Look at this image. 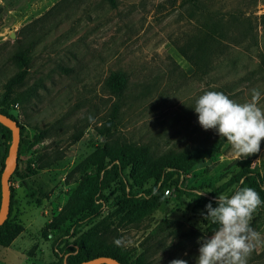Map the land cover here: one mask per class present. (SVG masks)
I'll list each match as a JSON object with an SVG mask.
<instances>
[{
  "label": "rangeland",
  "instance_id": "rangeland-1",
  "mask_svg": "<svg viewBox=\"0 0 264 264\" xmlns=\"http://www.w3.org/2000/svg\"><path fill=\"white\" fill-rule=\"evenodd\" d=\"M207 21L216 22L224 34L209 37ZM20 46L29 50L28 73L3 107L20 127L19 174L9 181L10 218L24 230L8 246L0 245V264L59 263L52 243L68 224L89 231L96 244L119 242L133 264H169L175 258L195 264L197 238L218 227L203 219L205 203L195 193L210 191L202 196L212 199L230 195L242 170L261 172L264 138L259 152L243 158L225 141L186 172L185 190L161 195L142 216L117 211L122 194L113 182L103 189L107 207L97 216L66 221L49 230L47 239L41 230L69 203L76 187L87 186L102 141L144 146L159 163L219 137L198 125L191 108L203 91H219L241 103L249 100L252 88L264 93V0H0V97L16 73L12 54ZM115 71L127 76L119 98L106 86ZM116 102L114 125L101 135L98 128ZM8 141L0 133V167ZM120 180L130 192L151 187L154 178L136 183L126 169ZM249 224L261 242L247 264H264V204ZM182 227L194 234L185 238Z\"/></svg>",
  "mask_w": 264,
  "mask_h": 264
},
{
  "label": "trees",
  "instance_id": "trees-1",
  "mask_svg": "<svg viewBox=\"0 0 264 264\" xmlns=\"http://www.w3.org/2000/svg\"><path fill=\"white\" fill-rule=\"evenodd\" d=\"M108 1L111 3L114 2V0ZM205 30L209 37L214 35L220 36L224 34L218 24L214 21H207L205 23ZM176 49L180 55H182L195 67V69H197V64L185 49L177 45ZM28 53L29 50L21 46L13 52L12 59L17 66V70L16 73L4 83V89L0 97V112L13 119H15L14 116L3 107V103L10 98L11 94L15 91V88L25 79L28 73L27 67L30 59ZM126 82L127 76L123 72L115 71L108 76L106 80V86L110 93L116 95L119 98L123 93ZM118 106L119 104L116 102L104 127L98 128L101 135L107 136L109 129L114 125V119L117 115ZM0 133L5 140H10V130L2 124H0ZM225 141L226 139L218 137L205 148L179 151L170 155L159 163H156L149 158V153L144 146L133 145L127 142L120 144H109L106 140L102 141L100 146L96 149L94 158L92 159V164L95 165V170L92 177L89 176L90 180L87 184H85L87 186L83 188H75V190L72 192L69 203L62 207L60 213L53 217L51 222L44 225L43 229L41 230L42 236L47 239L50 234L49 230L59 227L60 224L62 225V223H65L66 221H74L76 224L77 220H88L97 216L98 210L100 209V204L96 202V199L99 197L102 200L104 199L103 201L105 202V200H107V196L103 192V189L107 188L113 182H117V184L121 187L120 190L122 199L117 207L118 212L125 211L126 215L131 218H136L150 212L155 208L160 196L164 194L163 188L169 187V185L173 184V189L177 191L185 190L182 186L179 172L186 174L190 168L203 161L205 157H210L216 154ZM8 145L9 141L5 144L4 153L1 157L0 174L3 168V161L7 153ZM19 160L20 155L18 154L17 161ZM115 160H117L119 163V169L115 167L114 164H112ZM108 164L110 165L109 167H107ZM167 167H171L174 170L166 171L164 173L163 169ZM261 167V172H259L257 169L250 168L242 170L236 175L235 181L238 182L239 179H241V181L236 186L251 187L257 191L261 200H264V158L261 161ZM40 168H43V165H41ZM126 169H128V175L130 178H132L136 183H140L146 178H154L151 186L153 188L156 186V183L159 181V179L163 177L161 188L154 190L148 198L134 197L131 192L125 191L124 185L120 180ZM30 172L34 173V170L30 169ZM17 174H19V172L18 168L16 167L9 177V181L14 175ZM19 176L22 177L23 175ZM9 187V211L7 218L0 225L1 246H8L12 240L24 229L22 223L10 218L12 187ZM151 187L145 190L147 192L151 191ZM198 198H200L205 204L209 201H213V207H215V201L212 198H206L202 195ZM68 226L69 224L67 227H65L61 236L52 243L54 248L57 244V241H60L69 232V230L73 228V232L71 234L73 240L69 241V238H63L65 242L60 248L61 253L64 249L68 251L66 257L67 264H74L99 255H106L115 258L121 264H133L130 259L129 251L125 249L119 242L111 241L96 244L95 241L92 240L89 231H79V227H76L78 224H72L69 227ZM216 226L218 225L211 223L212 228H215ZM181 230L184 232L183 235L185 238L194 234V230L189 227H182ZM69 243L71 246H69ZM55 254L59 258V263L57 264H63L62 256L56 252Z\"/></svg>",
  "mask_w": 264,
  "mask_h": 264
},
{
  "label": "clouds",
  "instance_id": "clouds-1",
  "mask_svg": "<svg viewBox=\"0 0 264 264\" xmlns=\"http://www.w3.org/2000/svg\"><path fill=\"white\" fill-rule=\"evenodd\" d=\"M191 108L198 125L226 139L238 158L260 151L264 138V93L259 89H250V98L243 103L222 92L205 90L195 98ZM207 192L210 191H197L195 195L199 197ZM213 200L215 207L209 201L201 216L218 227L210 235L197 238L195 264H247L249 255L261 242L260 234L250 226L249 220L264 200L255 189L241 186H236L230 195L217 194ZM169 264H188V261L175 258Z\"/></svg>",
  "mask_w": 264,
  "mask_h": 264
},
{
  "label": "water",
  "instance_id": "water-1",
  "mask_svg": "<svg viewBox=\"0 0 264 264\" xmlns=\"http://www.w3.org/2000/svg\"><path fill=\"white\" fill-rule=\"evenodd\" d=\"M0 124L10 130V141L7 153L3 161V168L0 174V225L5 221L9 211L10 183L9 177L17 165V151L20 141V127L16 119L0 112ZM63 264H67L65 261ZM74 264H121L115 258L99 255Z\"/></svg>",
  "mask_w": 264,
  "mask_h": 264
},
{
  "label": "built area",
  "instance_id": "built-area-1",
  "mask_svg": "<svg viewBox=\"0 0 264 264\" xmlns=\"http://www.w3.org/2000/svg\"><path fill=\"white\" fill-rule=\"evenodd\" d=\"M112 164H114L115 167H117V168L119 169V163H118L117 160H115ZM109 166H110V165L108 164L107 167H109ZM165 172H166V171H165ZM165 172H164V173H165ZM100 175H101V173H100ZM184 175H185V174L179 172L180 180H182V178H183ZM100 178H101V177H100ZM162 178H163V177H161V178L159 179V181L156 183V186H155L154 188L151 187V191H148V192H147V191L145 190V189L147 188V187H146V188L130 189V192H131L132 195H133L134 197H136V198H148V197L152 194V192H153L154 190H156V189H158V188H161ZM125 188H126V190H127V192H128V191H129V187H128V185H127L126 183H125ZM172 190H173V188L165 187V188H163V193H164L165 195H168V194H170V193L172 192ZM96 202L100 204V209H101L102 211H104V210L106 209L107 206L105 205V203L102 201L101 198L97 197ZM72 232H73V228H71V229L69 230V232H68L63 238H69V241L73 240V237H71ZM64 242H65L64 240L57 241V244H56V246L53 248V250H54L56 253L60 254V253H61V252H60V248L63 246ZM69 246H71L70 243H69ZM67 254H68V251H66L65 249H64V250L62 251V253L60 254V256H62V260H63V262H64V261L66 262Z\"/></svg>",
  "mask_w": 264,
  "mask_h": 264
},
{
  "label": "crops",
  "instance_id": "crops-1",
  "mask_svg": "<svg viewBox=\"0 0 264 264\" xmlns=\"http://www.w3.org/2000/svg\"><path fill=\"white\" fill-rule=\"evenodd\" d=\"M23 230H24V229H23ZM23 230H22V231H23ZM21 233H22V232H20L18 235H20ZM18 235H17V236H18ZM17 236H16V237H17ZM16 237L12 240V242L16 239ZM12 242H11V243H12ZM11 243H10V244H11ZM32 257H33V256H32ZM35 257H36V256H35Z\"/></svg>",
  "mask_w": 264,
  "mask_h": 264
}]
</instances>
